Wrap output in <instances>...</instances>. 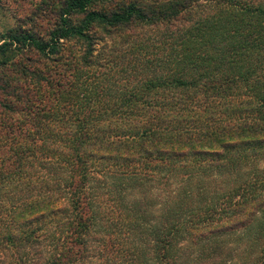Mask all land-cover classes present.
<instances>
[{"label":"trees","instance_id":"obj_1","mask_svg":"<svg viewBox=\"0 0 264 264\" xmlns=\"http://www.w3.org/2000/svg\"><path fill=\"white\" fill-rule=\"evenodd\" d=\"M15 3L0 264H264V0Z\"/></svg>","mask_w":264,"mask_h":264},{"label":"rangeland","instance_id":"obj_2","mask_svg":"<svg viewBox=\"0 0 264 264\" xmlns=\"http://www.w3.org/2000/svg\"><path fill=\"white\" fill-rule=\"evenodd\" d=\"M28 7V5L26 6ZM19 5L15 3V0H0V40L3 35H5L8 31L16 29L18 27V18L19 16ZM21 15H24L22 13ZM21 18V17H20ZM262 222L255 225V229L260 227ZM233 242L235 241L232 238ZM245 240V239H244ZM238 241L235 246L238 247L240 244ZM234 244V243H233ZM243 245V249L247 248L248 253H253V250L248 248V242L241 243Z\"/></svg>","mask_w":264,"mask_h":264}]
</instances>
